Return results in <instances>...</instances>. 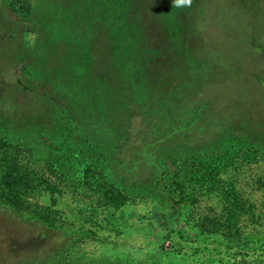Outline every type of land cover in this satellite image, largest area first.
I'll return each instance as SVG.
<instances>
[{
    "label": "rangeland",
    "instance_id": "rangeland-1",
    "mask_svg": "<svg viewBox=\"0 0 264 264\" xmlns=\"http://www.w3.org/2000/svg\"><path fill=\"white\" fill-rule=\"evenodd\" d=\"M127 3L147 45L162 49L159 90L179 82L165 97L171 118L183 122L198 110L182 142L262 153L240 155L214 186L233 189L244 209L230 217L221 195L204 189L180 204L177 217L142 198L104 205L23 177L21 155L1 148L0 159L12 164L0 165V197L13 195L10 206L0 198V264H264V0ZM30 25L0 0V136L9 128L6 84L34 45ZM11 175L19 181L7 183Z\"/></svg>",
    "mask_w": 264,
    "mask_h": 264
},
{
    "label": "trees",
    "instance_id": "trees-1",
    "mask_svg": "<svg viewBox=\"0 0 264 264\" xmlns=\"http://www.w3.org/2000/svg\"><path fill=\"white\" fill-rule=\"evenodd\" d=\"M3 1L35 34L1 101L10 111L0 149L21 155L20 176L113 207L142 198L173 217L197 189L220 194L230 217L244 209L233 189L214 186L240 155L262 153L255 146L242 152L182 142L198 110L183 122L171 118L165 97L179 82L159 90L162 49L139 34L127 0ZM1 160L2 168L12 164ZM12 195L0 198L10 206Z\"/></svg>",
    "mask_w": 264,
    "mask_h": 264
},
{
    "label": "clouds",
    "instance_id": "clouds-1",
    "mask_svg": "<svg viewBox=\"0 0 264 264\" xmlns=\"http://www.w3.org/2000/svg\"><path fill=\"white\" fill-rule=\"evenodd\" d=\"M192 0H173V6H190L191 5Z\"/></svg>",
    "mask_w": 264,
    "mask_h": 264
}]
</instances>
